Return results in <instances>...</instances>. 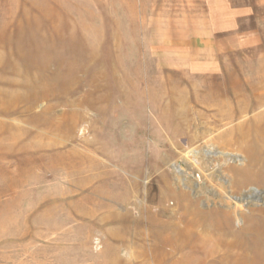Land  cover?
Instances as JSON below:
<instances>
[{"label":"rangeland","instance_id":"1","mask_svg":"<svg viewBox=\"0 0 264 264\" xmlns=\"http://www.w3.org/2000/svg\"><path fill=\"white\" fill-rule=\"evenodd\" d=\"M0 264H264V0H0Z\"/></svg>","mask_w":264,"mask_h":264},{"label":"crops","instance_id":"2","mask_svg":"<svg viewBox=\"0 0 264 264\" xmlns=\"http://www.w3.org/2000/svg\"><path fill=\"white\" fill-rule=\"evenodd\" d=\"M254 35V34H253Z\"/></svg>","mask_w":264,"mask_h":264}]
</instances>
